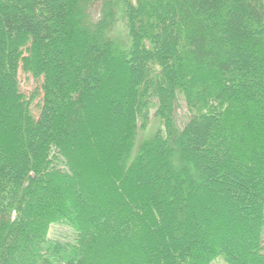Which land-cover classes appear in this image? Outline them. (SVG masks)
I'll list each match as a JSON object with an SVG mask.
<instances>
[{
  "label": "trees",
  "instance_id": "obj_1",
  "mask_svg": "<svg viewBox=\"0 0 264 264\" xmlns=\"http://www.w3.org/2000/svg\"><path fill=\"white\" fill-rule=\"evenodd\" d=\"M218 260L264 264V0H0V264Z\"/></svg>",
  "mask_w": 264,
  "mask_h": 264
},
{
  "label": "rangeland",
  "instance_id": "obj_2",
  "mask_svg": "<svg viewBox=\"0 0 264 264\" xmlns=\"http://www.w3.org/2000/svg\"><path fill=\"white\" fill-rule=\"evenodd\" d=\"M91 14H92L93 17H98L99 16V8H98V6H94L91 9ZM114 33L116 34L115 36H117L119 33L122 34L121 29L117 28V27H115ZM18 77L20 78L19 80H20V84H21V88L22 89H25V90L32 89L34 83H36V80L32 76L25 75L21 71V69H19V71H18ZM178 114H180L181 118H183L185 116L183 109H179L178 110ZM160 125H161V123L159 122L157 117H155L153 115V113H150L149 124L145 127V129L143 128V130H140L139 138L140 139H144V138L149 137L151 135V133L153 132V130L155 128H158ZM240 211H238V212L240 213ZM242 211H244V210L242 209ZM217 264H224V263L221 260H218Z\"/></svg>",
  "mask_w": 264,
  "mask_h": 264
}]
</instances>
